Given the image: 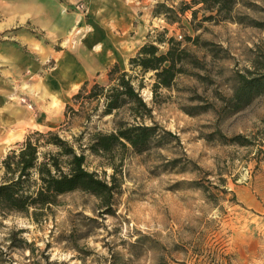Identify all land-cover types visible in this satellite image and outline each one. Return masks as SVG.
<instances>
[{"label":"rangeland","instance_id":"374dc122","mask_svg":"<svg viewBox=\"0 0 264 264\" xmlns=\"http://www.w3.org/2000/svg\"><path fill=\"white\" fill-rule=\"evenodd\" d=\"M58 1L63 11H90L83 0ZM159 1L164 0H147V6ZM183 2L190 0L167 1L174 7ZM263 9L264 0H237L227 18H207L214 12L204 9L194 18L190 10L178 13L172 24L161 16L147 18L153 36L167 28L196 63L184 64L186 72L176 75L171 87L154 91L153 72L138 73L139 93L151 108L141 121L156 124L158 134L140 152L127 144L111 152L85 148V167L114 184L110 205L74 190L48 205L0 210V264H264V95L236 111L228 105L219 111L237 73L250 68L253 57L264 59V32L251 24L264 18ZM20 17L16 7L0 2V41L27 31L58 50L66 38L68 44L76 40L74 27L65 39L52 38L35 27L31 12ZM158 46L159 52L166 50ZM41 65L49 69L53 59L48 56ZM107 68L104 79L88 80V89L93 82L107 83ZM119 69L132 72L128 61ZM73 94L49 105L61 111L53 128L29 129L9 145L0 142V161L33 130H57L69 140L83 131L85 146L94 131L108 132L119 119L130 118L126 106L98 115L100 104L87 121L82 115L95 102L81 106ZM16 97L31 107L22 90ZM67 103L82 115L64 122ZM237 135L242 143L231 140ZM48 149L54 147L40 150Z\"/></svg>","mask_w":264,"mask_h":264},{"label":"trees","instance_id":"16d2710c","mask_svg":"<svg viewBox=\"0 0 264 264\" xmlns=\"http://www.w3.org/2000/svg\"><path fill=\"white\" fill-rule=\"evenodd\" d=\"M167 1L157 2L152 14L161 16L172 24L179 19L178 13L183 14L187 10H190L192 18L199 9L214 12L207 15V18L230 17L237 0H190L178 7L169 5ZM198 4L199 9L193 8ZM251 24L264 32V18L251 19ZM167 34V28H163L156 36L152 35L151 30L148 31L146 41L128 60L132 72L120 70L114 63L107 68L106 84L93 82L88 89L89 81H84L71 98L81 106L91 105L94 101L90 111L82 115L80 108L74 109L68 103L64 110V122L75 115H82L89 121L100 104L98 115L115 113L126 106L129 119H119L108 132L94 131L85 146L80 142L83 131L74 136L73 140H69L62 137L57 130H33L24 136L17 148L9 149L0 161V210L24 211L31 206L48 205L54 203L58 195L74 190L97 197L103 205L112 203L114 184L85 167L84 151L88 148L94 153L111 152L114 148L127 144L134 151L140 152L145 149L148 141L158 134L156 124L148 125L141 121L150 115L151 108L139 93L138 88L143 82L138 79V73L153 72L154 91L158 87H171L176 75L186 72L184 64L195 63L182 46V42ZM185 39H190V36ZM158 44L165 45L166 50L159 52ZM261 56L262 54L253 57L251 67L237 73L232 92L226 99L227 103L220 106L219 111L226 105L230 110L236 111L249 103L255 95H264V59H261ZM43 137L41 141L40 138ZM241 138L243 137L237 135L231 140L242 143ZM46 146H53L54 150H40Z\"/></svg>","mask_w":264,"mask_h":264},{"label":"crops","instance_id":"0c3cea01","mask_svg":"<svg viewBox=\"0 0 264 264\" xmlns=\"http://www.w3.org/2000/svg\"><path fill=\"white\" fill-rule=\"evenodd\" d=\"M83 1L88 15L63 11L58 0H0L16 7L22 20L31 12L35 27L52 38L65 39L72 27L77 29L74 43L68 44L66 38V46L58 50L27 31L0 41V142L5 145L20 140L29 129L53 128L61 111L53 112L49 105L73 94L84 81L101 76L110 65L124 67L146 40L151 26L147 18L157 17L147 0ZM48 56L53 65L43 69L41 61ZM1 83L6 84L4 90ZM20 90L31 107L16 99Z\"/></svg>","mask_w":264,"mask_h":264},{"label":"bare ground","instance_id":"6f19581e","mask_svg":"<svg viewBox=\"0 0 264 264\" xmlns=\"http://www.w3.org/2000/svg\"><path fill=\"white\" fill-rule=\"evenodd\" d=\"M57 109H58V108H57ZM12 126H13V125H12ZM9 133L12 135V138H14V137H13V133H12V132H10V131H9Z\"/></svg>","mask_w":264,"mask_h":264},{"label":"built area","instance_id":"2783aa9c","mask_svg":"<svg viewBox=\"0 0 264 264\" xmlns=\"http://www.w3.org/2000/svg\"><path fill=\"white\" fill-rule=\"evenodd\" d=\"M179 37H180V35H179Z\"/></svg>","mask_w":264,"mask_h":264}]
</instances>
